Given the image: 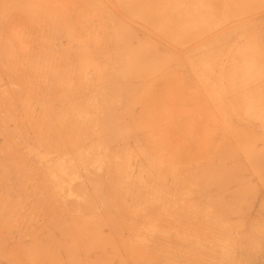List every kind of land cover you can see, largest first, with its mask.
I'll return each instance as SVG.
<instances>
[{
    "label": "bare ground",
    "instance_id": "1",
    "mask_svg": "<svg viewBox=\"0 0 264 264\" xmlns=\"http://www.w3.org/2000/svg\"><path fill=\"white\" fill-rule=\"evenodd\" d=\"M21 1L17 21L8 12ZM8 2L0 264H141L151 204L200 196L223 214L259 194L264 19L247 15L253 0Z\"/></svg>",
    "mask_w": 264,
    "mask_h": 264
},
{
    "label": "rangeland",
    "instance_id": "2",
    "mask_svg": "<svg viewBox=\"0 0 264 264\" xmlns=\"http://www.w3.org/2000/svg\"><path fill=\"white\" fill-rule=\"evenodd\" d=\"M25 5L16 3L8 14L20 21ZM247 15L263 20L264 0H253ZM10 17L0 14V20ZM187 82H193L191 75ZM227 204L223 214L215 213L222 201L200 196L151 204L148 219L156 229L146 233L142 217L141 264H264V184L255 198Z\"/></svg>",
    "mask_w": 264,
    "mask_h": 264
}]
</instances>
